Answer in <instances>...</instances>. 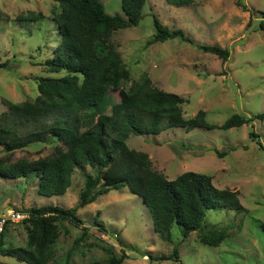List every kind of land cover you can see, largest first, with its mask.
Segmentation results:
<instances>
[{
    "label": "rangeland",
    "instance_id": "obj_1",
    "mask_svg": "<svg viewBox=\"0 0 264 264\" xmlns=\"http://www.w3.org/2000/svg\"><path fill=\"white\" fill-rule=\"evenodd\" d=\"M101 2L108 14L122 13L121 0ZM244 2L246 11L236 0H194L184 7L146 0L136 26L109 35L108 41L130 74L111 94L108 112L113 103L125 102L129 87L144 74L157 88L183 97L184 118L203 110L207 123L219 126L234 113L250 116L263 112L264 31L259 22L264 20V0ZM59 10L53 0H0V113L6 108L5 100L35 101L39 77L65 74L42 65L58 43L53 16ZM153 14L169 29H182L194 42L172 38L148 43L155 33ZM213 43L229 50L227 60L197 47ZM251 130L259 135L255 140L249 137ZM127 144L147 153L151 170L168 179L191 170L210 175L218 188L237 190L246 211L206 212L201 232H227L219 245L202 242L198 231L182 236L176 225L170 230L171 241H166L154 231L139 196L127 186L111 189L77 208L82 225L57 221L59 236L51 245L47 264H105L111 257H122L120 264H147L148 253L165 257L161 264H264L260 228L264 222V120L228 129L169 128L157 135L131 134ZM58 145L62 144L39 143L13 151L0 148V167L51 157ZM219 152L225 154L219 156ZM87 173L94 175L95 171L90 166L77 168L63 195L46 197L37 193V178L7 177L0 172V212L43 205L76 207ZM95 218L104 230L94 223ZM23 219L6 224L0 238L2 247L27 246L29 224ZM129 245L137 251L123 256L122 246ZM0 264L26 263L0 254Z\"/></svg>",
    "mask_w": 264,
    "mask_h": 264
},
{
    "label": "trees",
    "instance_id": "obj_2",
    "mask_svg": "<svg viewBox=\"0 0 264 264\" xmlns=\"http://www.w3.org/2000/svg\"><path fill=\"white\" fill-rule=\"evenodd\" d=\"M53 1L60 8L53 16L58 43L42 65L51 72L65 74L39 77V96L35 101H4L6 108L0 113V148L13 151L48 142L62 145L54 148L51 157L18 161L0 167V172L7 177L37 178V193L46 197L63 195L77 168L83 170L90 166L95 174L85 175L78 206L43 205L23 210L27 215L23 222L29 224L27 246L4 248L0 243V254L26 264H47L51 245L59 236L57 221L68 220L76 226L82 225L77 208L123 186L140 197L150 213L154 231L164 240L171 241L170 230L176 225L182 236L198 231L202 242L219 245L227 232L223 229L201 232L206 212L246 211L239 201L238 191L218 188L210 175L191 170L168 179L152 171L148 154L130 148L127 139L131 134L157 135L169 128L191 131L238 127L254 119L264 120V111L250 116L234 113L219 126L207 123L203 110H198L191 118H184L183 97L157 88L144 74L129 87L125 102L113 103L108 112L111 94L122 81L129 79L130 74L119 52L108 41L109 35L111 31L136 26L142 18L146 0H121L120 14H108L101 0ZM165 1L175 7L194 2ZM236 5L244 11L248 9L244 0H236ZM152 17L155 33L148 43L172 38L194 42L182 29H169L155 14ZM259 28L264 31V20L259 22ZM197 47L223 61L229 57V50L217 43L198 44ZM249 137L255 140L259 135L251 130ZM182 146L188 147L184 143ZM218 154L222 156L225 152ZM94 223L104 230V225L96 218ZM260 228L264 233V222L260 223ZM130 251L137 249L133 245L121 248L123 256ZM147 255V264H161L165 259ZM121 259L111 257L105 264H120Z\"/></svg>",
    "mask_w": 264,
    "mask_h": 264
},
{
    "label": "built area",
    "instance_id": "obj_3",
    "mask_svg": "<svg viewBox=\"0 0 264 264\" xmlns=\"http://www.w3.org/2000/svg\"><path fill=\"white\" fill-rule=\"evenodd\" d=\"M26 216V213L18 209H8L5 212H0V235L5 230L6 224L18 222Z\"/></svg>",
    "mask_w": 264,
    "mask_h": 264
}]
</instances>
